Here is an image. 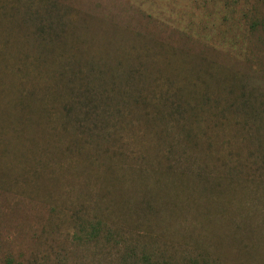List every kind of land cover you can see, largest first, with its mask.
<instances>
[{
    "label": "rangeland",
    "instance_id": "1",
    "mask_svg": "<svg viewBox=\"0 0 264 264\" xmlns=\"http://www.w3.org/2000/svg\"><path fill=\"white\" fill-rule=\"evenodd\" d=\"M264 0H0V264H264Z\"/></svg>",
    "mask_w": 264,
    "mask_h": 264
},
{
    "label": "trees",
    "instance_id": "2",
    "mask_svg": "<svg viewBox=\"0 0 264 264\" xmlns=\"http://www.w3.org/2000/svg\"><path fill=\"white\" fill-rule=\"evenodd\" d=\"M262 23L264 24V22L262 21ZM195 264V263H194Z\"/></svg>",
    "mask_w": 264,
    "mask_h": 264
}]
</instances>
